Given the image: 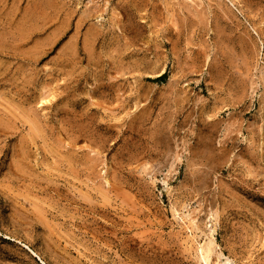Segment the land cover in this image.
Here are the masks:
<instances>
[{
    "label": "rangeland",
    "instance_id": "374dc122",
    "mask_svg": "<svg viewBox=\"0 0 264 264\" xmlns=\"http://www.w3.org/2000/svg\"><path fill=\"white\" fill-rule=\"evenodd\" d=\"M0 264H264V0H0Z\"/></svg>",
    "mask_w": 264,
    "mask_h": 264
},
{
    "label": "bare ground",
    "instance_id": "6f19581e",
    "mask_svg": "<svg viewBox=\"0 0 264 264\" xmlns=\"http://www.w3.org/2000/svg\"><path fill=\"white\" fill-rule=\"evenodd\" d=\"M206 246V245H205ZM204 246V247H205ZM199 248L198 249V255H199V258L201 259V260H204V261H206V259H207V257H208V255H209V252H210V249H209V247H205V248Z\"/></svg>",
    "mask_w": 264,
    "mask_h": 264
},
{
    "label": "trees",
    "instance_id": "16d2710c",
    "mask_svg": "<svg viewBox=\"0 0 264 264\" xmlns=\"http://www.w3.org/2000/svg\"><path fill=\"white\" fill-rule=\"evenodd\" d=\"M165 78H166V74L163 75L162 77H160V78L158 79V81H163V80H165Z\"/></svg>",
    "mask_w": 264,
    "mask_h": 264
}]
</instances>
